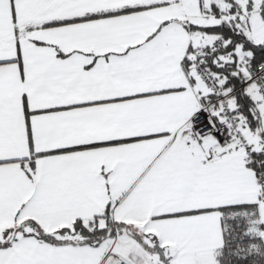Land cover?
I'll use <instances>...</instances> for the list:
<instances>
[{
	"label": "snow or ice",
	"instance_id": "snow-or-ice-1",
	"mask_svg": "<svg viewBox=\"0 0 264 264\" xmlns=\"http://www.w3.org/2000/svg\"><path fill=\"white\" fill-rule=\"evenodd\" d=\"M0 264H264V0H0Z\"/></svg>",
	"mask_w": 264,
	"mask_h": 264
}]
</instances>
